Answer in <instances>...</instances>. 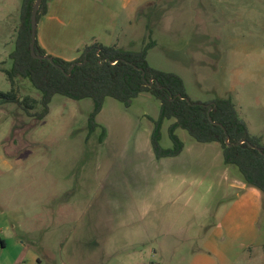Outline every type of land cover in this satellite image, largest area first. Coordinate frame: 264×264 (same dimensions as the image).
I'll use <instances>...</instances> for the list:
<instances>
[{
	"label": "rangeland",
	"instance_id": "1",
	"mask_svg": "<svg viewBox=\"0 0 264 264\" xmlns=\"http://www.w3.org/2000/svg\"><path fill=\"white\" fill-rule=\"evenodd\" d=\"M136 3L132 29L121 24L116 35L120 48L153 43V68L181 76L193 101L230 99L264 145V0ZM22 4L0 0L4 93L11 84L1 70L12 67ZM25 96L41 99L20 79ZM41 110L0 104V264H199L211 256L205 241L231 195L220 145L178 130L184 152L158 159L151 139L161 103L148 93L129 107L108 98L93 132L91 99L56 95L42 121ZM174 122L163 123V149L173 148ZM248 257L234 264H264Z\"/></svg>",
	"mask_w": 264,
	"mask_h": 264
},
{
	"label": "trees",
	"instance_id": "2",
	"mask_svg": "<svg viewBox=\"0 0 264 264\" xmlns=\"http://www.w3.org/2000/svg\"><path fill=\"white\" fill-rule=\"evenodd\" d=\"M48 1L44 0L41 5L38 22L46 14ZM36 2L23 0L15 49L10 55L12 67L1 70L11 84V90L0 91V104H18L28 114L41 107L35 116L42 121L49 114L56 95L74 101L91 99L94 111L89 126L93 132L108 98L129 107L141 94L148 93L161 103L160 117L155 122L151 139L158 159L182 154L185 143L177 131L185 130L200 144H219L224 164L237 169L247 186L264 195V145L259 137L251 134L230 99L218 98L211 103L193 101L181 76L150 65L148 53L153 43L141 51H127L117 45L104 46L95 42L87 45L77 60L68 62L47 55L36 40L37 55L51 58L53 62L36 60L30 50L31 16ZM20 79L29 81L41 94V99L31 96L21 99ZM151 79L155 81L153 85H150ZM167 120L175 121L169 129L172 149H163L160 145L161 128ZM2 244L5 246L4 242Z\"/></svg>",
	"mask_w": 264,
	"mask_h": 264
},
{
	"label": "crops",
	"instance_id": "3",
	"mask_svg": "<svg viewBox=\"0 0 264 264\" xmlns=\"http://www.w3.org/2000/svg\"><path fill=\"white\" fill-rule=\"evenodd\" d=\"M141 5L136 0H49L46 14L38 22L37 40L47 55L68 62L77 60L95 42L120 47L116 35L123 30L121 24L132 29ZM224 170L223 180L230 181L227 191L231 195L223 198L228 202L205 241L211 256L203 255L196 262L215 264L216 259H223L224 264H234L248 254L247 262L252 263L257 254V263H264V195L247 186L235 168L224 164ZM231 172L236 175L233 180Z\"/></svg>",
	"mask_w": 264,
	"mask_h": 264
},
{
	"label": "water",
	"instance_id": "4",
	"mask_svg": "<svg viewBox=\"0 0 264 264\" xmlns=\"http://www.w3.org/2000/svg\"><path fill=\"white\" fill-rule=\"evenodd\" d=\"M44 0H37V2L34 5L33 8V12H32V16H31V46H30V50H31V54L32 56L36 59V60H46L49 59V61L53 62V60L51 58H47L44 56H39L36 53V40H37V29H38V13L39 10L41 8V5L43 4ZM154 79H151L150 81V85L154 84ZM227 145L230 146V142H229V138H227Z\"/></svg>",
	"mask_w": 264,
	"mask_h": 264
}]
</instances>
